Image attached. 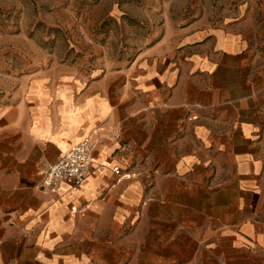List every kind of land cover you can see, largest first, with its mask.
<instances>
[{
	"label": "crops",
	"instance_id": "0c3cea01",
	"mask_svg": "<svg viewBox=\"0 0 264 264\" xmlns=\"http://www.w3.org/2000/svg\"><path fill=\"white\" fill-rule=\"evenodd\" d=\"M256 30H182L76 97L54 87L0 105V264H264ZM86 135L99 142L84 185L43 191L39 167Z\"/></svg>",
	"mask_w": 264,
	"mask_h": 264
},
{
	"label": "rangeland",
	"instance_id": "374dc122",
	"mask_svg": "<svg viewBox=\"0 0 264 264\" xmlns=\"http://www.w3.org/2000/svg\"><path fill=\"white\" fill-rule=\"evenodd\" d=\"M264 26V0H0V105L112 70L181 31ZM188 30V31H187Z\"/></svg>",
	"mask_w": 264,
	"mask_h": 264
},
{
	"label": "built area",
	"instance_id": "2783aa9c",
	"mask_svg": "<svg viewBox=\"0 0 264 264\" xmlns=\"http://www.w3.org/2000/svg\"><path fill=\"white\" fill-rule=\"evenodd\" d=\"M98 142L96 138L87 135L81 141L72 144L55 162L40 166L37 170L40 179L39 187L43 191L57 193L60 185L65 182L69 190H79L91 170ZM113 171L119 178H132L136 175L131 171L123 172L120 166H115ZM70 210L72 213L84 215L87 207L72 204Z\"/></svg>",
	"mask_w": 264,
	"mask_h": 264
},
{
	"label": "bare ground",
	"instance_id": "6f19581e",
	"mask_svg": "<svg viewBox=\"0 0 264 264\" xmlns=\"http://www.w3.org/2000/svg\"><path fill=\"white\" fill-rule=\"evenodd\" d=\"M86 136H87V135H86ZM84 137H85V136H84ZM84 137H83V138H84ZM83 138H82V139H83ZM82 139H81V140H82ZM81 140H80V141H81Z\"/></svg>",
	"mask_w": 264,
	"mask_h": 264
}]
</instances>
